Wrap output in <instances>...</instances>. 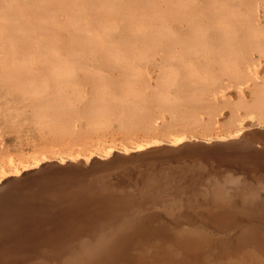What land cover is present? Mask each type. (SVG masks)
Segmentation results:
<instances>
[{
    "label": "rangeland",
    "instance_id": "1",
    "mask_svg": "<svg viewBox=\"0 0 264 264\" xmlns=\"http://www.w3.org/2000/svg\"><path fill=\"white\" fill-rule=\"evenodd\" d=\"M230 143L264 156V0H0V174L45 157L49 172L203 168L245 178L262 210L264 164ZM261 210L211 228L214 249L234 253L245 224L264 238Z\"/></svg>",
    "mask_w": 264,
    "mask_h": 264
},
{
    "label": "bare ground",
    "instance_id": "2",
    "mask_svg": "<svg viewBox=\"0 0 264 264\" xmlns=\"http://www.w3.org/2000/svg\"><path fill=\"white\" fill-rule=\"evenodd\" d=\"M226 148H232V160L264 164V156L249 148ZM101 149L106 155L117 150ZM46 160L1 170L0 264H264V238L256 226H240L234 253L226 254L223 240L214 249L219 241L211 228L261 210L258 192L245 178L227 175L229 189L203 168L184 180L178 177L182 168L178 174L143 168L134 176L121 157L88 171H45ZM160 217L165 223L158 224Z\"/></svg>",
    "mask_w": 264,
    "mask_h": 264
},
{
    "label": "water",
    "instance_id": "3",
    "mask_svg": "<svg viewBox=\"0 0 264 264\" xmlns=\"http://www.w3.org/2000/svg\"><path fill=\"white\" fill-rule=\"evenodd\" d=\"M231 145H233V143H230V144H226V146L227 147H229V146H231ZM234 146V145H233ZM257 151V150H256ZM257 152H259V153H264V151L263 150H258Z\"/></svg>",
    "mask_w": 264,
    "mask_h": 264
}]
</instances>
